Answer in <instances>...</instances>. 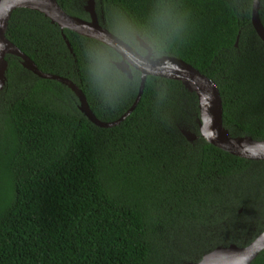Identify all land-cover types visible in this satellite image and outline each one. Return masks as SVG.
<instances>
[{
	"label": "trees",
	"instance_id": "obj_1",
	"mask_svg": "<svg viewBox=\"0 0 264 264\" xmlns=\"http://www.w3.org/2000/svg\"><path fill=\"white\" fill-rule=\"evenodd\" d=\"M58 2L88 17L84 1ZM102 4L103 25L137 51L146 53L141 36L156 56L182 58L216 81L232 136L264 139V42L251 24L252 0ZM260 17L264 25V0ZM63 33L75 56L58 25L18 8L6 36L41 70L77 83L98 118L118 119L135 101L140 73L128 78L114 66L120 56L113 49ZM7 60L0 264H186L220 245L244 246L264 230V160L186 140L180 127L197 132L199 109L181 82L148 76L135 110L101 128L68 87L39 78L13 55ZM251 264H264V250Z\"/></svg>",
	"mask_w": 264,
	"mask_h": 264
},
{
	"label": "water",
	"instance_id": "obj_2",
	"mask_svg": "<svg viewBox=\"0 0 264 264\" xmlns=\"http://www.w3.org/2000/svg\"><path fill=\"white\" fill-rule=\"evenodd\" d=\"M18 8H28L39 11L62 30V36L69 52L75 56L73 47L64 29L81 36L95 39L113 49L120 60L114 61V66L133 79V69L140 73V83L135 101L118 119L103 121L96 116L90 107L87 96L81 87L72 79L55 73L41 70L35 61L14 44L7 36L9 19L12 12ZM261 0H252L251 24L258 37L264 42V25L260 17ZM84 12L87 18L75 16L66 12L58 0H0V94L7 83L8 55L20 59L22 66L39 78L57 81L68 87L78 100L79 111L93 124L101 128H113L120 125L137 107L140 102L148 76L176 80L190 92L195 93L198 101L199 117L197 132L187 126H181L180 132L189 142L199 138L207 143L226 151L234 156L254 160H264V139H255L249 135L232 136L223 119V99L216 81L202 73L192 64L182 58L172 55L156 56L152 46L141 36H136L140 53L103 25L96 9V0H86ZM239 36L236 41L238 45ZM264 250V230L244 246L231 243L220 245L205 252L198 261L186 264H251Z\"/></svg>",
	"mask_w": 264,
	"mask_h": 264
},
{
	"label": "flooded vegetation",
	"instance_id": "obj_3",
	"mask_svg": "<svg viewBox=\"0 0 264 264\" xmlns=\"http://www.w3.org/2000/svg\"><path fill=\"white\" fill-rule=\"evenodd\" d=\"M82 0H78V3H81ZM86 0L84 1V4H85ZM83 9H84V5H83ZM96 9H97V12L99 13V18L101 20V22H105V19H104V10H103V4H102V0H96ZM84 11V10H83Z\"/></svg>",
	"mask_w": 264,
	"mask_h": 264
},
{
	"label": "rangeland",
	"instance_id": "obj_4",
	"mask_svg": "<svg viewBox=\"0 0 264 264\" xmlns=\"http://www.w3.org/2000/svg\"><path fill=\"white\" fill-rule=\"evenodd\" d=\"M83 1H85V0H82V2ZM240 212H241V209H240ZM197 237H199V236H196L195 238H197ZM194 238V239H195ZM190 239V238H189ZM188 240V239H187ZM198 242V241H197ZM191 243H193V241H191ZM202 245V243H195V244H193V245H191V247H190V249H189V251L191 252V253H196L197 252V249H198V247L199 246H201ZM195 261H198V259H196V260H189V261H187L186 263H188V262H195Z\"/></svg>",
	"mask_w": 264,
	"mask_h": 264
}]
</instances>
